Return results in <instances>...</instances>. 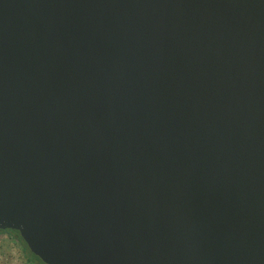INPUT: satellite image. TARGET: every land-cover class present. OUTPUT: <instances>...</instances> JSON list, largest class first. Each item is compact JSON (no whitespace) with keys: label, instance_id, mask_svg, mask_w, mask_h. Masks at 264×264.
Masks as SVG:
<instances>
[{"label":"water","instance_id":"water-1","mask_svg":"<svg viewBox=\"0 0 264 264\" xmlns=\"http://www.w3.org/2000/svg\"><path fill=\"white\" fill-rule=\"evenodd\" d=\"M44 264H264V0H0V230Z\"/></svg>","mask_w":264,"mask_h":264},{"label":"rangeland","instance_id":"rangeland-1","mask_svg":"<svg viewBox=\"0 0 264 264\" xmlns=\"http://www.w3.org/2000/svg\"><path fill=\"white\" fill-rule=\"evenodd\" d=\"M23 246L14 234L0 231V264H32L25 261Z\"/></svg>","mask_w":264,"mask_h":264},{"label":"trees","instance_id":"trees-1","mask_svg":"<svg viewBox=\"0 0 264 264\" xmlns=\"http://www.w3.org/2000/svg\"><path fill=\"white\" fill-rule=\"evenodd\" d=\"M0 231H4V232H8L10 234H14L18 240H20L21 243H23V247H24V251H25V261H29V262H34L37 264H44L40 261V259L35 256L27 247L26 243L23 241V239L20 237L18 231L13 230V229H5V230H0Z\"/></svg>","mask_w":264,"mask_h":264},{"label":"built area","instance_id":"built-area-1","mask_svg":"<svg viewBox=\"0 0 264 264\" xmlns=\"http://www.w3.org/2000/svg\"><path fill=\"white\" fill-rule=\"evenodd\" d=\"M32 264H37V263H34V262H31Z\"/></svg>","mask_w":264,"mask_h":264}]
</instances>
